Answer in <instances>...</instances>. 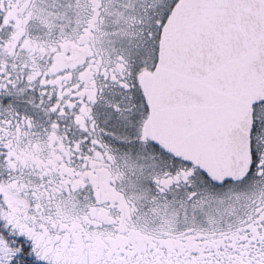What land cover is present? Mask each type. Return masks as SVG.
Instances as JSON below:
<instances>
[{
	"label": "snow or ice",
	"instance_id": "obj_1",
	"mask_svg": "<svg viewBox=\"0 0 264 264\" xmlns=\"http://www.w3.org/2000/svg\"><path fill=\"white\" fill-rule=\"evenodd\" d=\"M0 264H264V0H0Z\"/></svg>",
	"mask_w": 264,
	"mask_h": 264
}]
</instances>
